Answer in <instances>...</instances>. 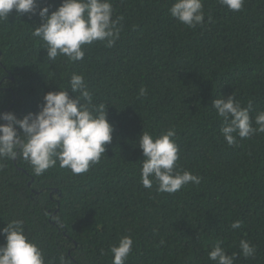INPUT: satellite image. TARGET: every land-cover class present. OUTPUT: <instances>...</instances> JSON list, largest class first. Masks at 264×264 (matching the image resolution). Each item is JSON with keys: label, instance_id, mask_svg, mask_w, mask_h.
Instances as JSON below:
<instances>
[{"label": "trees", "instance_id": "16d2710c", "mask_svg": "<svg viewBox=\"0 0 264 264\" xmlns=\"http://www.w3.org/2000/svg\"><path fill=\"white\" fill-rule=\"evenodd\" d=\"M174 0H111L121 18L111 47L83 46V60L47 57L32 35L38 10L62 0H37V13L0 21V113L18 119L37 113L43 96L82 74L93 104L104 105L113 126L98 164L73 174L59 162L36 175L22 155L0 159V229L13 219L42 250L45 264H112V245L129 235L125 264H216L219 244L234 264H264V133L229 146L212 102L233 96L249 110L252 126L264 111V0L231 11L202 0L205 19L188 27L170 15ZM210 18V19H209ZM145 96L139 95L141 88ZM76 95H79L77 93ZM0 123H5L0 120ZM174 129L179 171L201 177L175 193L141 183L143 131L154 138ZM239 220L241 226L231 224ZM241 240L255 246L245 258ZM0 233V245L5 243Z\"/></svg>", "mask_w": 264, "mask_h": 264}, {"label": "clouds", "instance_id": "9594fccd", "mask_svg": "<svg viewBox=\"0 0 264 264\" xmlns=\"http://www.w3.org/2000/svg\"><path fill=\"white\" fill-rule=\"evenodd\" d=\"M229 10L239 12L245 0H219ZM17 13H37V0H0V21L8 20L12 10ZM170 15L188 27L203 23L205 14L202 0H174L169 8ZM39 26L32 32L47 45V57L55 60L65 56L69 62L83 60V46L93 42H105L111 48L119 38L118 27L121 18L113 19L111 0H62L60 6L50 13L45 6L38 10ZM210 19V18H209ZM75 98L64 88L47 92L37 113H28L18 119L12 112L0 113V159H15L17 155L28 161L36 175L55 167L71 170L73 174L86 173L98 164L106 152V145L112 141L113 126L106 118L104 105L93 104L82 74L73 73L67 82ZM79 93V95H76ZM147 89L139 90L145 96ZM216 115L223 121L220 132L229 146L235 144L236 133L241 139L256 133H264V111L255 117V124L249 110L233 96L216 98L212 102ZM176 132L168 129L158 137L143 131L139 136V148L144 159L141 161V183L145 188L157 184L160 193H175L189 182L199 184L201 177L189 171H179V147L174 139ZM241 226L239 220L231 224L233 229ZM5 243L0 245V264H45L42 250L30 240L24 229V222L13 219L0 229ZM133 239L125 235L118 245H112V264H125L133 249ZM239 247L245 258L255 255V246L241 240ZM236 254L228 255L217 244L208 253L216 264H234ZM64 264V257H60Z\"/></svg>", "mask_w": 264, "mask_h": 264}]
</instances>
